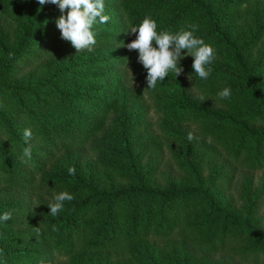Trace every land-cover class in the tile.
<instances>
[{"label": "trees", "instance_id": "16d2710c", "mask_svg": "<svg viewBox=\"0 0 264 264\" xmlns=\"http://www.w3.org/2000/svg\"><path fill=\"white\" fill-rule=\"evenodd\" d=\"M254 2L104 0L110 20L93 26L94 50L77 53L55 25L57 6L0 0V215L12 212L0 222V264H116L98 255L117 250L130 260L119 264H264V186L250 203L228 192L239 169L264 171V0ZM145 17L157 32L197 24L219 55L208 79L186 56L183 74L170 70L146 89L133 50L137 88L113 81L114 63L127 62L119 44ZM225 87L226 100L217 96ZM141 93L182 128L172 163L162 162L158 134L134 130L135 112L113 106H134ZM26 128L32 159L22 163ZM206 163L214 172L205 182ZM63 191L75 199L49 215Z\"/></svg>", "mask_w": 264, "mask_h": 264}, {"label": "clouds", "instance_id": "9594fccd", "mask_svg": "<svg viewBox=\"0 0 264 264\" xmlns=\"http://www.w3.org/2000/svg\"><path fill=\"white\" fill-rule=\"evenodd\" d=\"M37 2L41 9L45 5L57 6L61 15L55 20V25L60 31L61 39L70 42L77 53L83 50L93 51L97 43L96 33L92 30L93 26L97 23L106 24L110 20V17L104 14V0H37ZM198 27L197 24L188 23L176 32L168 30L157 32V22L151 17H145L138 26H130L125 33L126 35H135V39L127 44L121 42L119 47H125L130 52L138 51L137 62L147 71L146 89L155 88L158 81L163 83L170 70L175 78L183 74L184 68L180 62L186 56L193 58L192 69L196 76L207 80L213 72L212 64L216 59V50L195 35ZM13 57L14 53H8L9 59ZM124 59L127 61V68L133 77L128 67L127 58ZM188 79L191 80V75L188 76ZM231 91L230 87H225L217 93V96L220 99H229ZM23 137L28 146L23 148V155L20 159L22 163H28L32 159V149L29 143L32 138V130L26 128ZM187 139L191 142L196 137L192 132H189ZM67 171L69 175L74 176L76 170L74 167H69ZM74 199L75 197L67 191L56 194L53 202L47 206L50 209L48 214L57 216L63 210L65 202H71ZM10 219H12L11 211L0 215V222ZM33 229L39 235V227ZM56 230L53 226V231ZM2 251L0 249V253ZM39 264H45L44 259H41Z\"/></svg>", "mask_w": 264, "mask_h": 264}, {"label": "rangeland", "instance_id": "374dc122", "mask_svg": "<svg viewBox=\"0 0 264 264\" xmlns=\"http://www.w3.org/2000/svg\"><path fill=\"white\" fill-rule=\"evenodd\" d=\"M219 4L221 0H214ZM250 4H254V0H249ZM229 15H227L228 22H231L230 20L233 19V12H230ZM227 24V23H225ZM233 30V28H232ZM117 47V46H116ZM125 53V58H129L130 51L127 50V48L122 47L119 54ZM219 58V55H216V59ZM189 60V59H188ZM187 60V61H188ZM186 61V60H185ZM216 63L219 64L220 61L216 60ZM223 66V65H222ZM113 70V81L120 80L122 84H124L125 88L132 92L134 88H137V84L133 83V77L131 73L129 72L127 68V62L118 64L117 62L114 63V66L111 68ZM42 74H46L47 72L45 70L42 71ZM28 75V74H27ZM114 100V98H113ZM112 100V101H113ZM120 105H123L128 112H135L134 113V119L136 120L135 129L136 131L139 130V132H144L145 130H149L153 133H156L160 136L159 141L156 143L157 145L160 143L163 145V149L161 156H162V162L164 163H172V151L175 149L176 146V140L179 138L178 134H181L182 128L179 124L172 123L162 112L161 107L156 105V102H154L151 98H149L146 94H142L139 97L138 104L131 106V102L127 98H121L117 103L115 102L113 106L120 107ZM212 110L217 109L216 107H209ZM111 118H115V115H112ZM146 133V131H145ZM162 148V146H160ZM219 157V153L216 154V158ZM214 172V168L212 167L211 163H206L203 167V174H204V180H209L211 178L210 174ZM161 181H164V179L161 177ZM249 180H251L250 186ZM231 185H229L228 192L231 194V196H235L236 198H240L239 196H243L246 203H250L253 198L257 195V193L261 190V188L264 186V171H257L253 173H248L241 171H237L234 176L231 177ZM250 190V192H249ZM261 212L264 216V200L262 201L261 205ZM160 245H157V248ZM127 250V249H126ZM144 249H141L143 251ZM98 257H100L102 260H110L113 263L119 264L123 263V261L129 260V257L126 253V251L123 250H117L113 252H106L99 254ZM66 258L63 257H57L56 261L57 264H61L63 261H65ZM130 261V260H129Z\"/></svg>", "mask_w": 264, "mask_h": 264}]
</instances>
